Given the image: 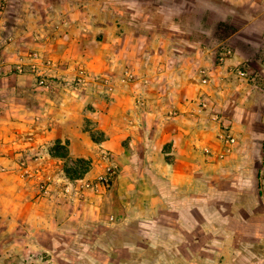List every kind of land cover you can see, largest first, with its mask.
<instances>
[{
	"label": "crops",
	"instance_id": "obj_1",
	"mask_svg": "<svg viewBox=\"0 0 264 264\" xmlns=\"http://www.w3.org/2000/svg\"><path fill=\"white\" fill-rule=\"evenodd\" d=\"M215 1L229 16V23H223L231 28L230 33L256 28L263 38L264 0ZM163 5L161 0L157 8L162 11ZM33 19L34 33L28 29L32 25L23 21L20 38L26 39L29 33L47 35L46 20ZM240 20L244 29L238 27ZM165 23L169 21L143 24L134 13L123 12L109 19L99 14L87 21L86 27L71 23L70 30L60 22L54 32L56 38L46 36L51 52L46 46V52L40 53L52 61L42 69L51 79L49 87L36 86L30 81L32 77L27 79V73L10 74L3 67L2 232L9 237L22 233L23 238L40 232L51 234L57 231L61 214L74 225L79 219L95 221L109 215L116 219L114 226L119 229L130 230L128 224L140 219L161 230L171 222H165L172 212L167 208L171 204L190 216L199 215L202 206L209 205L213 191L206 175L225 167L226 161L217 160L216 155L227 150L218 137L220 126L214 113L222 114L219 118L226 121L228 101L233 98L230 92L241 86L223 82L218 87L214 79L218 69L210 49L189 38V33L196 34L195 24L182 27L189 31L184 39L165 29ZM233 53L231 63L242 58V54L236 55L237 50ZM201 70L209 75V80ZM81 75L82 81L70 82ZM93 132L99 137L95 138ZM62 144L67 158L89 160L91 166L84 178H94L103 171L100 146L116 165L101 194H90L81 203L74 196L76 205L64 208L55 193L47 196L40 192V178L30 180L21 176V170H14L19 162L23 164L21 168L26 162L39 169L44 165L39 174L42 173L43 181L50 179L56 170L53 163L58 159L52 149ZM85 224L94 230L100 228L96 223Z\"/></svg>",
	"mask_w": 264,
	"mask_h": 264
},
{
	"label": "rangeland",
	"instance_id": "obj_2",
	"mask_svg": "<svg viewBox=\"0 0 264 264\" xmlns=\"http://www.w3.org/2000/svg\"><path fill=\"white\" fill-rule=\"evenodd\" d=\"M156 1L161 2L0 0V80L6 66L10 74L27 73V79L32 77L30 81L38 86L42 65L39 58L43 56L40 53L46 52V46L51 52L46 36L56 38L54 32L60 22L70 30L71 23H75V27L80 28L82 24L86 27L87 21H93L99 14L109 19L122 12L134 13L143 24L169 21L163 25L165 29L184 39L189 33L184 29L186 24H195L196 34L189 33V38L196 40L200 47L210 49L218 69L214 77L218 87L223 82L233 83V87L241 86L230 92L233 98L228 101L226 121L219 118L222 114L214 113L220 133L229 132L234 140L222 141L227 150L216 155L217 160L226 161L225 167L206 175L213 191L209 205L202 206L199 215L190 216L191 213L171 204L167 208L172 212L165 218L166 223L171 222L164 224L161 230L147 226L140 219L128 224L130 230L119 229L114 226L116 219L109 215L95 221L79 219L74 225L69 224L71 220L65 219L63 214L56 232L27 234L30 240L21 237L22 233L9 237L0 228V264H264V31L263 38L256 28L243 32L244 22L240 20L238 27L244 30L230 33L231 28L223 23H229V16L215 0H163L162 11L157 8ZM51 7L53 11L49 16L47 12ZM33 18L46 20L47 35L37 37L29 33L26 39L20 38L19 28L24 25L23 21L31 24ZM28 29L32 33L35 31L33 25ZM235 50L242 58L231 63ZM201 74L209 80L203 70ZM93 135L99 137L97 133ZM52 150L58 159L53 163L56 170L50 179L43 181L42 173L39 174L43 163L39 169L27 162L21 168L23 164L19 162L14 170H21V176L30 180L40 178V192L47 196L49 192L55 193L59 200L62 199L59 205L63 208L72 207L77 201L89 199L90 194H101L106 189L105 186L91 187L98 174L94 178H84V169L89 170L91 166L89 160H80L82 165L73 169L67 166L64 144ZM29 159L33 160V156ZM74 196L79 200L74 202ZM188 220L191 223H187ZM87 222L99 224L100 228L85 227Z\"/></svg>",
	"mask_w": 264,
	"mask_h": 264
},
{
	"label": "built area",
	"instance_id": "obj_3",
	"mask_svg": "<svg viewBox=\"0 0 264 264\" xmlns=\"http://www.w3.org/2000/svg\"><path fill=\"white\" fill-rule=\"evenodd\" d=\"M33 59L34 58L32 57L31 60H33ZM39 61L42 65L39 67L40 68V71H39L40 78L38 80V86L49 87L51 79L47 75L46 71H43L42 69L45 65L51 64L52 61L50 59H45L42 57L39 58ZM30 66L33 67L34 65L32 63H30ZM80 69H81V72L83 73V69L82 68H80ZM83 78L84 77L82 75L78 76V79H75L76 83H78V81H82ZM95 78L102 80V82L107 81V78H105V77L95 76ZM129 78H130V76H129ZM205 80L206 79H203L202 81L205 82ZM220 138L222 141H224L226 143L232 142L234 140V137H232L229 132L221 133ZM100 147H101V156L104 160V166H103V171L100 174H98L96 176L95 180L92 182V184H91L92 188H94L95 186H99V187L107 186L109 184V182L111 181L113 174L116 171V165L113 163L110 154L108 153V151L104 150L102 146H100ZM205 151H208V150H205ZM79 161L80 160L68 158L67 159V163H68L67 166L70 168H73V169H77L79 167V165H82L81 163H79ZM81 162H82V160H81ZM84 171L86 172V171H88V169L86 170V168H85Z\"/></svg>",
	"mask_w": 264,
	"mask_h": 264
}]
</instances>
